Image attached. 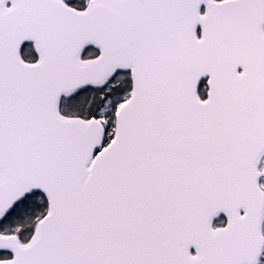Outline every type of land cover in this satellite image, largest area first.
<instances>
[{
	"label": "snow or ice",
	"instance_id": "obj_1",
	"mask_svg": "<svg viewBox=\"0 0 264 264\" xmlns=\"http://www.w3.org/2000/svg\"><path fill=\"white\" fill-rule=\"evenodd\" d=\"M0 264H264V0H0Z\"/></svg>",
	"mask_w": 264,
	"mask_h": 264
}]
</instances>
